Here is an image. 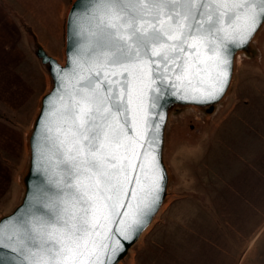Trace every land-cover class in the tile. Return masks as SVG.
<instances>
[{
  "label": "snow or ice",
  "instance_id": "obj_1",
  "mask_svg": "<svg viewBox=\"0 0 264 264\" xmlns=\"http://www.w3.org/2000/svg\"><path fill=\"white\" fill-rule=\"evenodd\" d=\"M68 23L79 39L38 118L37 178L0 218V264H116L165 179L150 117L169 89L224 91L233 46L264 25V0H84Z\"/></svg>",
  "mask_w": 264,
  "mask_h": 264
},
{
  "label": "rangeland",
  "instance_id": "obj_2",
  "mask_svg": "<svg viewBox=\"0 0 264 264\" xmlns=\"http://www.w3.org/2000/svg\"><path fill=\"white\" fill-rule=\"evenodd\" d=\"M71 1L8 0L14 12L6 11L7 19L15 23L20 46L19 17L35 25L31 28L44 36L46 51L61 62ZM51 19L55 27L41 26ZM257 47L262 56L256 63L238 62L231 94L216 116L203 119L186 111L173 118L184 121L173 122L167 132L169 196L122 264H264V152L259 155L264 148V28ZM36 68L0 75V215L18 199L25 133L47 89ZM188 125L194 129L185 134ZM251 133L257 139L254 150L247 141Z\"/></svg>",
  "mask_w": 264,
  "mask_h": 264
},
{
  "label": "water",
  "instance_id": "obj_3",
  "mask_svg": "<svg viewBox=\"0 0 264 264\" xmlns=\"http://www.w3.org/2000/svg\"><path fill=\"white\" fill-rule=\"evenodd\" d=\"M78 2L82 4L84 3V0H72L66 13L64 27V48L62 51L63 59L61 62L46 51V49L39 42L37 36L33 32L31 26H29L23 19L19 17V23L21 24L25 32L27 43L33 55L36 57L41 69L46 74L47 89L40 96L37 103L36 112L30 122L29 129L25 133L26 161L24 168L22 169L19 176L20 193L18 199L11 210L7 213L1 214L0 218L11 215L14 210L21 205L22 201L26 199V195L29 192L32 183L37 178L38 165L35 163V161L38 160V152L36 150L39 146L44 124V120L38 118L47 115L45 109L50 105L51 100L53 99V97H49V94L57 88L58 84L61 83L60 77L62 73L56 70L64 68L66 62L69 60L70 49L75 47V45L70 43V38L73 40L79 39V37H70L68 23L69 13L70 11H73V5L77 4ZM77 11H79V9H77ZM263 28L264 25H260L252 38L245 44H236L233 46L228 82L224 86V91L221 92L220 95H218L215 99H185L183 98V89L180 90V95H177L176 90L169 89L167 103L164 105L163 109L160 110L162 112V115H155L150 117V119L159 122V128L156 129L157 136L155 139V151L158 165L165 179L161 181L159 200L154 206V209L150 214V218L140 228L138 235H134L131 240L121 238V242L124 245V251L121 252L119 259L116 261V264L127 262L131 249L139 242L144 232L152 225L156 216L159 214L161 208L163 207L169 196L171 174L165 158L167 132L170 124H172L173 122L176 121V124H180L182 121H184L181 117L176 118L175 121L173 120V118L182 112L197 111L202 115L201 118L211 119L214 115L216 116V114L221 111V109L223 110L232 91L238 62H240L241 60H245L248 62L256 63L262 56V52L257 47V41L259 34L263 30ZM71 68L72 65L69 64V70H71ZM46 97H49V99L45 100ZM189 118L190 116L187 117L186 120ZM187 128L188 131L185 134L191 133L194 129L192 125H188Z\"/></svg>",
  "mask_w": 264,
  "mask_h": 264
},
{
  "label": "crops",
  "instance_id": "obj_4",
  "mask_svg": "<svg viewBox=\"0 0 264 264\" xmlns=\"http://www.w3.org/2000/svg\"><path fill=\"white\" fill-rule=\"evenodd\" d=\"M2 1H3V3L0 6V16L2 18V19H0V75L13 76L14 74H16V71L19 69L29 68V66H32L33 68H35V66H37L38 71L40 70V72H42L44 74L45 82L47 85L46 74L42 71L36 57L31 53L30 47L27 43L25 32H24L21 24L19 23V26L21 28V32L23 34V39H24V45L22 44V47L24 48L26 45L27 50H24L20 46V37L19 36L16 37L14 35L15 34V23H14V21L7 19L8 15H6V14L10 13V12H14V8H13L12 4H9L7 2L8 0H2ZM56 5L57 4H55V8H54L55 13H57L56 12L57 10L59 11V8H57ZM6 11H7V13H6ZM25 21H26V19H25ZM39 21H41V20H39ZM43 21L46 23V19ZM54 22H55L54 19H51L50 24L47 23V24H44L41 26L44 28L48 27V26L55 27L56 24ZM26 23L29 26H31L32 28L35 27L34 24H31L27 21H26ZM35 35L37 36L39 42L45 48V46L43 44L44 43V39H43L44 36H41V34L38 32H36ZM55 35H58V34H55ZM54 37L56 39L57 38L59 39V35L54 36ZM17 46H18L19 50H16ZM62 51H63V49H62ZM62 51H61V53H62ZM52 56H54V55H52ZM55 58H57V57H55ZM262 102L264 103V101H262ZM253 109H254V106H253ZM3 129H4V127H3ZM253 133H255V131H253ZM253 133H251V135H252L251 137L249 136L250 139H249V137L247 138V141L250 142V147L251 148L253 147L252 150H254L256 145H257L256 144L257 139H256L255 134H253ZM263 152H264V148L261 152H259V155Z\"/></svg>",
  "mask_w": 264,
  "mask_h": 264
}]
</instances>
